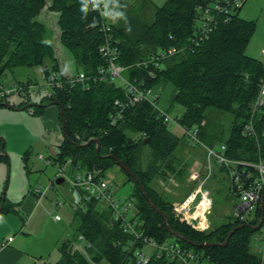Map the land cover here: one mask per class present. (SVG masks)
Here are the masks:
<instances>
[{
    "label": "trees",
    "instance_id": "1",
    "mask_svg": "<svg viewBox=\"0 0 264 264\" xmlns=\"http://www.w3.org/2000/svg\"><path fill=\"white\" fill-rule=\"evenodd\" d=\"M236 1L166 0L163 6L156 7L152 24L139 28L138 37L135 31L127 35L112 25L111 28L119 41V62L129 68L131 80L144 81L147 87L169 84L174 87L173 99L184 108L183 115L177 118L182 127L199 129L201 143L206 147L225 145L229 158L258 163L264 161V108L255 118L257 136L246 137L243 130L252 118L253 105L264 82V61L246 53L256 23L240 16L242 5L234 7ZM217 3L227 13L216 14L213 31L201 38L199 7H212ZM45 7L58 14L60 43L72 54L78 71L90 75L106 66L100 54L104 40L100 30L102 19L89 0H0V80L6 71L13 72L21 67H40L47 74L62 70L54 46L47 41V25L39 20ZM172 47L179 52L167 59L162 68L149 63L153 55ZM25 84L19 83V86ZM0 86L6 87L1 81ZM15 93L30 97L29 90L19 89ZM11 96L0 100V107L11 104ZM117 100L127 103L121 85L94 82L88 89L80 85L52 89L40 105L31 104L30 100L11 105L40 117L49 105L57 102L61 124L65 119V135L56 156L50 155V159L56 165L72 159L82 169L102 176H108L114 169L123 173L125 183L133 186L131 195L136 199L137 214L146 237L164 244L174 236L166 221L151 207L148 197L167 216L174 233L198 244H218L193 247L176 237V244L200 256L202 264L205 261L210 264H263L262 255L253 246L258 232L256 221L233 216L228 223L217 227L212 224L209 231L198 232L174 216L175 203L170 201L168 193L157 190L156 182L176 178L180 183L179 178L187 179L188 166L175 154L182 138L171 131L151 104L142 102L121 108L116 105ZM210 110L233 116L227 138L221 132L212 134L208 126L202 128L204 123L208 125L214 119L208 115ZM94 139L100 141L99 153L96 144L85 146ZM0 144L3 151V140ZM30 156L31 150L26 152L24 159ZM2 161H8L5 154H0ZM9 208L4 203L3 210H12ZM75 212V217L79 218L77 234L62 243L61 258L55 264H90L84 254L72 248L79 235H84L92 244L89 254L95 261L131 264L134 257L133 249L130 250L131 236L112 225L111 214L104 206L93 201L85 211ZM238 227L229 238L231 231ZM226 241L228 244L224 245ZM149 264L177 263L165 257H154Z\"/></svg>",
    "mask_w": 264,
    "mask_h": 264
},
{
    "label": "rangeland",
    "instance_id": "2",
    "mask_svg": "<svg viewBox=\"0 0 264 264\" xmlns=\"http://www.w3.org/2000/svg\"><path fill=\"white\" fill-rule=\"evenodd\" d=\"M102 1L105 3L107 9V23L112 25L114 29L122 30L127 35H131V32L133 33L135 31L137 33L139 28L141 30L143 26L151 25L155 18L156 7L163 6L166 0ZM120 13H124V16L119 15ZM240 16L243 19L256 23L255 33L246 49L247 55L264 61V0H245L242 4ZM39 20L47 25V41L54 46L61 65L67 72L76 74L78 70L72 54L60 43L58 14L48 11V8L45 7ZM138 35V33L135 34L137 37ZM40 69V67H21L15 69L13 72L6 71L0 81L7 88H18L19 83H27L29 81L33 84L43 85L45 81L42 78ZM116 83L120 85L118 80ZM157 90L161 94L158 103L159 107L166 111L172 119L181 117L184 113V108L173 99L174 87L169 84L165 87H157ZM45 96V94H36V90L34 89L31 90L29 99H27L24 93L23 95L15 93L9 98V101L11 104L18 105L30 100L31 104L40 105ZM53 111L56 113V118H59V109L55 106L52 109ZM208 115L214 119L208 125L204 123L202 128L208 126L212 134L221 132L227 138L232 126L233 116L215 110L208 111ZM60 124L59 119L57 125L50 127L47 126L42 117L33 116L28 110L19 111L18 109L0 107V141L3 140L2 147H4L3 151L0 149V154H5L8 157L7 163L4 161L0 162V206L3 203V199H7V208L12 202L20 204L25 200L27 195L32 196V192L35 189L42 187L46 190L50 204L52 200L49 197L53 201H62L65 207L56 208L59 210H56L55 215L60 216L61 220L64 218L59 224L57 221L54 222V214H47L46 229L44 228L45 233L42 238L33 239L30 242V246L34 248L42 246L43 240L47 241V239L57 238L62 233L65 234V240H72L77 234L79 225V218L75 217L76 212L69 183L65 182L62 185H58L56 179L59 165L53 162L49 165L45 163V161H49L50 159V150L57 151L58 145L63 138L62 126ZM169 128L175 135L182 138L181 144L175 154L182 164L188 166V176L184 180L179 178L181 186H177L174 183V180L178 182L176 178L171 179L173 182L171 180H159V183L156 182L157 190L165 192L166 194L168 193L170 201H173L175 204L181 201H189L192 199L200 183L199 180L196 183L194 182L198 177L204 178L207 180L204 188L211 191V197L213 199L212 211L208 215L210 225L213 224L217 227L228 223L234 216L235 207L240 201L232 191L231 183L226 172L214 161L213 174L208 178V152H206V148L202 145L195 146L189 143L186 137H184L183 129L176 123H172ZM215 144L220 143L216 142ZM215 148H219V145ZM29 150H31V156L28 160H25L24 155ZM40 156H43L44 160H40ZM197 169H200L199 175L196 173L198 171ZM68 172L69 176H71V167L68 169ZM108 177L114 181L118 198H125L133 193V186L125 183V176L118 169L109 172ZM175 204L173 214L177 218L174 211L176 208ZM134 215L131 212L130 219ZM22 219L24 220L22 213L16 215L7 212L3 216L1 215L0 237H3L6 232H10V235L18 233L24 223ZM210 228L203 232L209 231ZM169 242L176 243V237H170ZM57 250L54 253L56 258L53 257L52 259L54 263L57 258L58 260L61 258V253ZM262 260L264 264V255H262ZM203 264L210 263L205 261Z\"/></svg>",
    "mask_w": 264,
    "mask_h": 264
},
{
    "label": "built area",
    "instance_id": "3",
    "mask_svg": "<svg viewBox=\"0 0 264 264\" xmlns=\"http://www.w3.org/2000/svg\"><path fill=\"white\" fill-rule=\"evenodd\" d=\"M89 3L94 4L95 9L102 19L100 30L104 35V40L100 46V54L106 66L90 75L82 71L72 74L67 72L64 67L60 72L50 74H47L44 69H40L42 78L45 81L43 85L28 84L27 82L24 87L18 86V88L20 90H29L30 92L35 89L36 94L48 95L50 91L55 88L63 89L70 85H80L88 89L90 84L94 82L116 83L118 80L125 90L127 103L124 104L117 100V106L121 108L133 107L138 103L147 102L152 105L169 126L172 123H176L180 126L189 143L195 146L202 145L206 148L208 152V178L213 174V162L215 161L216 164L226 172L231 183L232 191L239 198L240 203L235 207L234 216L240 220L256 221L257 226L260 225L253 239V246L255 251L264 255V161L261 160L258 163H254L229 158L226 155L227 148L225 145H221L219 148L206 147L201 143L199 129H187L182 127L177 118L172 119L166 111L162 110L158 105L161 94L157 88L147 87L144 81H138L137 79L134 81L131 80L128 76L129 68L120 64L119 59L121 52L119 41L114 38L111 25L107 23L106 17L108 14L105 3L102 0H89ZM241 5L242 2L237 0L234 7L238 8ZM213 9H215V12ZM225 10L226 9L218 3L213 4L212 7H199V12L202 16L201 38L209 36L213 31L214 24L217 23L216 14L224 13ZM225 13L227 12L225 11ZM178 52L179 49L175 47L161 51L157 53V55H153L149 63H153L157 68H162L164 62ZM18 88L0 86V100L15 94V92L19 90ZM263 108L264 82L253 105L252 118L244 127V136H257L255 118L260 114ZM113 119L116 120L117 118L113 116ZM39 158L40 160H44L43 156ZM52 162L51 159L45 161L47 165ZM57 165H59L57 179L64 178L65 182L69 183L71 189L80 196L78 203H76L74 198L75 211H85L88 203L96 201L110 212L112 225L117 226L124 234L131 236L130 250L133 249L134 253L131 264H149L154 257H165L174 260L177 264H202L200 256L182 249L176 243L166 242L164 244H159L155 240L146 237L142 229V223L137 214L136 199L132 195L125 198H118L114 181L108 176L86 171L80 166L75 165L72 159ZM70 167L72 171L71 176H69L68 172ZM206 181L207 180L204 179L199 184L191 200L178 203L174 209L178 220L182 223H186L199 232H203L211 226L208 215L212 211L213 199L211 197V191L204 188L206 186ZM33 192L39 199L46 195V190L42 187L35 189ZM55 206L63 208L64 203L62 201H56ZM131 212L135 214L132 219H130ZM55 219L60 221L61 217L56 216ZM12 241L13 238H9L7 244ZM2 245L5 246L6 243ZM72 248L84 254L90 264H111L109 262H97L90 256L89 250L92 248V244L84 235H79L76 238Z\"/></svg>",
    "mask_w": 264,
    "mask_h": 264
},
{
    "label": "crops",
    "instance_id": "4",
    "mask_svg": "<svg viewBox=\"0 0 264 264\" xmlns=\"http://www.w3.org/2000/svg\"><path fill=\"white\" fill-rule=\"evenodd\" d=\"M2 108H7V107H2ZM53 108H55V106L48 107L44 115L40 116L42 117L43 121L47 124V126H50V127L57 125V122L60 119V117L56 118V113L54 111L52 112ZM60 122H61V119H60ZM60 126H62V124H60ZM196 165L198 166V164ZM197 170L198 171L196 173H198L197 175H199L200 169H197ZM203 179L204 178L198 177V179H196L194 183H196L198 180L201 183ZM171 181L173 182V180ZM174 183L177 186H181V183L175 182V180H174ZM199 184H198V187H199ZM70 193H71L72 200L74 201L75 191H73L70 188ZM49 199L52 200L51 204L48 201L47 195L39 199V197L36 196L34 192H32V196L27 195L25 200L21 202L20 204L12 202L10 204V208H12V210H8V211L3 210L4 203L6 204V208H7V199H4V203L0 206V209L2 207V210L0 211V216L1 215L3 216L4 213L7 214V212L9 214H16V215H19L20 213H22L24 215V220L22 219L24 223L18 233L14 235H10V232L8 233L6 232L3 235V237H0V264H55L56 262L59 261L57 258L56 262L54 263L52 259L53 257L56 258V256H54V253L57 250V246H59L57 250L59 251V248L62 245V243L67 241L64 238L65 237L64 233H62L57 238L55 237L53 239H47V241L43 240L42 246H38L36 248L30 246V242L33 239H41L43 234L45 233L44 228L46 227L47 214L55 215L56 210H59V209H56L59 207H55V202L57 200L53 201V199L50 197ZM176 204L178 205V203ZM56 216L57 215H55V217ZM63 219L60 221H57L55 219L54 222L57 221L59 224V222H62ZM9 238H13V241L7 244ZM63 239L64 241H62ZM3 243H6V245L3 246L2 245Z\"/></svg>",
    "mask_w": 264,
    "mask_h": 264
},
{
    "label": "water",
    "instance_id": "5",
    "mask_svg": "<svg viewBox=\"0 0 264 264\" xmlns=\"http://www.w3.org/2000/svg\"><path fill=\"white\" fill-rule=\"evenodd\" d=\"M56 105H58V103H57V102H54L53 104L49 105V107H51V106H56ZM4 106L7 107V108H9V109H16V108H13V106H12L11 104H4ZM31 106H32V105H31ZM25 109H28V107H26ZM18 110H19V111H22V110H24V109H18ZM61 114H62V115L64 114L63 110L61 111ZM62 133H63V135H65V119H64V118L62 119ZM91 144H96V145H97V152L99 153L100 150H101V144H100V141L97 140V139H94V140L89 141V142L87 143V145H85V146H88V145H91ZM56 154H57V153L54 152L53 149L50 150V155H51V156H56ZM111 158L117 160L116 157H114V156H111ZM117 161H118V160H117ZM118 162H119V161H118ZM119 165H120V167H121L122 169H124V170H125L130 176L135 177V176L132 174V172H131V171H130V170H129V169H128L123 163L119 162ZM64 182H65V179H64V178H59V179H57V181H56V183H57L58 185H62V184H64ZM140 187H141V189H142L143 194L147 197V195H146V193H145V189H144V187H143L141 184H140ZM74 198H75L76 203H78L79 200H80V196H79V194H78L77 192L74 193ZM147 199L149 200V203H150L151 207H152V208H153V209H154L159 215H161V217L166 221L167 227H168V229L170 230V232H171L175 237H177L178 239H181V240H183V241L189 243V244L192 245L193 247H212V246H217V245H218V244H210V243L198 244V243H195V242H193V241L187 239L186 237H184V236H182V235H179V234L174 233V232L172 231V229L170 228V226H169V222L167 221V216H166V215H165L160 209H158L148 197H147ZM175 206H177V204H176ZM1 210H2V207H1L0 211H1ZM239 228H240V227H238V228L234 229L233 231H231V233L229 234V238H230L231 235H232L236 230H238ZM259 228H260V225L256 227V229H259ZM227 244H228V241H226V242L224 243V245H227Z\"/></svg>",
    "mask_w": 264,
    "mask_h": 264
},
{
    "label": "clouds",
    "instance_id": "6",
    "mask_svg": "<svg viewBox=\"0 0 264 264\" xmlns=\"http://www.w3.org/2000/svg\"><path fill=\"white\" fill-rule=\"evenodd\" d=\"M119 15L124 16V13H120Z\"/></svg>",
    "mask_w": 264,
    "mask_h": 264
}]
</instances>
